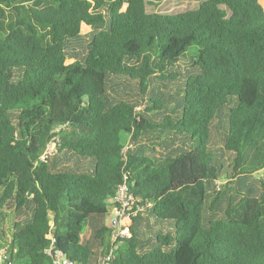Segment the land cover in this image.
I'll use <instances>...</instances> for the list:
<instances>
[{
  "label": "trees",
  "instance_id": "16d2710c",
  "mask_svg": "<svg viewBox=\"0 0 264 264\" xmlns=\"http://www.w3.org/2000/svg\"><path fill=\"white\" fill-rule=\"evenodd\" d=\"M190 1L168 14L147 0H0V248L13 263L50 264L51 235L78 264L100 248L108 264H264V0ZM122 185L144 210L111 244ZM153 219L167 229L145 232Z\"/></svg>",
  "mask_w": 264,
  "mask_h": 264
},
{
  "label": "built area",
  "instance_id": "2783aa9c",
  "mask_svg": "<svg viewBox=\"0 0 264 264\" xmlns=\"http://www.w3.org/2000/svg\"><path fill=\"white\" fill-rule=\"evenodd\" d=\"M63 127L55 128L54 134L50 141L47 143L43 154L41 155V161H44L46 157L55 154L61 144L59 132ZM128 148L125 146L124 150ZM139 202V201H138ZM109 204V217L110 226L112 228V234L110 242L114 244L119 238H129L131 236L127 222L130 218L135 217L138 212L143 211L144 207L137 203L133 196L128 192L125 185H122L116 191L115 196L108 200ZM50 245L44 250V254L50 258V264H78L69 259L65 254L55 248V239L49 235ZM112 250L105 252L103 248H100V256L95 264H108L111 260ZM0 264H15L9 258V254L6 248H0Z\"/></svg>",
  "mask_w": 264,
  "mask_h": 264
},
{
  "label": "rangeland",
  "instance_id": "374dc122",
  "mask_svg": "<svg viewBox=\"0 0 264 264\" xmlns=\"http://www.w3.org/2000/svg\"><path fill=\"white\" fill-rule=\"evenodd\" d=\"M198 3H195L193 1L190 0H147V13H168V14H175V13H181V12H186L189 10H193L197 7ZM5 18L9 19L10 18V14L5 11ZM221 185V182L217 183V186L219 187ZM28 219L30 218L28 215L26 216ZM26 218V219H27ZM27 219V220H28ZM12 222H14V217H13V213L9 214V220H7V224H11ZM106 223L110 224V217L109 215L106 216ZM161 225H163L164 230L167 229V227L165 226L164 222H160L157 221L156 219H153L151 224L149 226L144 225V231L147 233H157L158 230L157 228L160 227ZM89 235V230L88 229H84L81 233V242L84 244L87 237ZM8 238H9V233H7ZM148 242L152 243L153 239L150 237V235L148 234Z\"/></svg>",
  "mask_w": 264,
  "mask_h": 264
},
{
  "label": "crops",
  "instance_id": "0c3cea01",
  "mask_svg": "<svg viewBox=\"0 0 264 264\" xmlns=\"http://www.w3.org/2000/svg\"><path fill=\"white\" fill-rule=\"evenodd\" d=\"M88 237H89V235H88ZM88 237H87V239H88ZM87 239H86V240H87Z\"/></svg>",
  "mask_w": 264,
  "mask_h": 264
}]
</instances>
